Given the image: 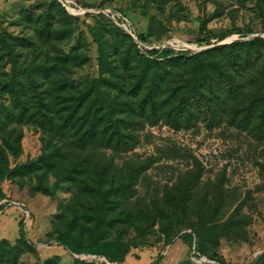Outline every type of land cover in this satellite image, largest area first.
<instances>
[{
    "label": "rangeland",
    "instance_id": "obj_1",
    "mask_svg": "<svg viewBox=\"0 0 264 264\" xmlns=\"http://www.w3.org/2000/svg\"><path fill=\"white\" fill-rule=\"evenodd\" d=\"M112 23L121 25L140 46H171L189 52L221 47L206 57L235 71L250 66L251 74H257L263 65L264 46L234 54L226 46L244 35L245 40L264 37V0H0V33L17 38L18 64L63 66L61 59L69 56L62 72L76 84L110 76L106 60L121 66L119 79L124 83L136 79L137 64L133 60L126 63L131 39L108 33L106 26ZM204 23L211 34L228 32L230 37L205 43ZM96 33L102 37L103 53ZM137 34L146 40L140 41ZM10 66L5 58L0 60V142L4 134H12L11 139L21 138L22 147L17 158L9 153V169L0 178V241L20 244L21 231L27 233L17 264H264V130L232 123L227 114L213 120L201 116L189 125L184 121L170 124L164 118L152 122L133 115L126 124L131 132L127 144L98 142L80 147L72 132L56 133L35 121L5 115L12 106L11 96L4 90ZM167 66L189 65L171 62ZM175 72L178 80L188 75L184 68ZM45 150L56 153L57 169L39 163L11 175L17 166L39 161ZM73 168L80 171L79 183L86 179L97 186L104 178L107 186H128L109 218L120 215L129 219L106 227V239L121 237L133 244L123 263H110L103 255L75 254L54 242L56 233L75 217L76 232H87L92 225L84 212L95 197L83 193L77 198L81 191L78 182L62 179L52 195L37 190L41 182L53 186L58 177L64 178L63 172ZM195 179L199 182L194 191L198 202L207 196L226 198L225 220L241 207L237 230L208 240L203 254L181 238L188 220L180 210L140 233L141 226H146V211L154 214L157 203L165 202L168 207L166 197L181 183ZM172 231L178 233L169 242L168 232Z\"/></svg>",
    "mask_w": 264,
    "mask_h": 264
},
{
    "label": "trees",
    "instance_id": "obj_2",
    "mask_svg": "<svg viewBox=\"0 0 264 264\" xmlns=\"http://www.w3.org/2000/svg\"><path fill=\"white\" fill-rule=\"evenodd\" d=\"M202 28L206 32L204 41L208 44L215 37L218 41L230 37L228 32L211 34L205 23ZM106 29L113 36L131 39L132 51L126 55V63L133 60L138 72L134 75L136 79L130 84L119 79L122 76L121 66H114L108 60L104 63L108 65L110 76L88 79L81 84H76L62 72L66 68L65 64L70 61L69 56L61 59L63 66H48L44 62L19 65V55L15 48L17 38H12L8 32L0 33V60L5 58L11 64L10 77L5 82L4 90L10 94L12 106L5 115L35 121L41 127H48L56 133L72 132L80 147L98 142L114 146L127 144L131 139V132L126 124L133 115L152 122L164 118L170 124L179 125L184 121L189 125L201 116L213 120L227 114L232 123L251 125L258 131L264 130V61L257 74L248 73L250 66H240L235 71L206 57L221 47L201 52L181 51L171 46L148 48L137 44L121 25L112 23ZM95 36L103 53L102 37L97 33ZM246 36L226 46L231 54L245 48L260 49L264 46V37L245 40ZM137 38L142 42L146 40L143 34H137ZM171 62L189 66H167ZM125 67L128 66H123ZM179 68H184L188 73L182 80L175 78V69ZM113 90L116 92L113 93ZM2 130L0 127V132ZM12 136L4 134L0 142L1 179L10 166L9 153L15 158L20 155L21 138L11 139ZM55 156L56 153L49 154L45 150L39 161H29L17 166L11 170V175L23 173L39 163H43L49 170L57 169ZM78 173L80 171L77 169H69L63 172L64 178L58 177L53 186L47 182H41L37 186L38 191L52 195L61 187L62 179H67L76 184L78 182L81 191L76 195L77 198L81 199L83 193L89 196L94 194L95 197L94 200H89V211L84 212L87 222L92 224L89 231L76 232L75 217L67 228L56 233L54 242L75 254L103 255L110 263H123L133 244L121 237L106 239V227L129 219L121 218L120 215L109 218L110 213L119 208L121 195H126L128 186H107L104 178L97 182V186L91 185L86 179L79 183ZM198 184L196 179L181 183L175 192L166 197L168 207L165 202L162 205L157 203L154 214L146 211V226H141L140 233H147L149 227L171 219L172 214L180 210L187 214L188 220L186 232L181 238L190 245L195 244L196 249L203 254L208 240L230 235L237 230L241 225V207L236 208L232 216L225 220L223 212L227 204L226 198L223 195L212 198L207 196L205 200L198 202L194 194ZM177 233L168 232L169 242H172L170 240ZM19 240L20 244L16 245H11L7 239L0 241V264H17L24 251L22 244L27 242L24 230L21 231ZM28 247L32 248L31 245ZM217 258L225 263L222 256Z\"/></svg>",
    "mask_w": 264,
    "mask_h": 264
},
{
    "label": "built area",
    "instance_id": "obj_3",
    "mask_svg": "<svg viewBox=\"0 0 264 264\" xmlns=\"http://www.w3.org/2000/svg\"><path fill=\"white\" fill-rule=\"evenodd\" d=\"M14 204L16 205L17 203L16 202H14ZM25 205H23V204H20V207L21 208H23ZM25 208V207H24ZM24 212V216L25 217H27V218H29L30 217V214H29V212H27V211H23Z\"/></svg>",
    "mask_w": 264,
    "mask_h": 264
}]
</instances>
